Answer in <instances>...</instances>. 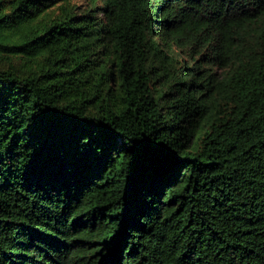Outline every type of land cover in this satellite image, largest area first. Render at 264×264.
<instances>
[{
  "label": "trees",
  "instance_id": "obj_1",
  "mask_svg": "<svg viewBox=\"0 0 264 264\" xmlns=\"http://www.w3.org/2000/svg\"><path fill=\"white\" fill-rule=\"evenodd\" d=\"M0 264H264V0H0Z\"/></svg>",
  "mask_w": 264,
  "mask_h": 264
},
{
  "label": "rangeland",
  "instance_id": "obj_2",
  "mask_svg": "<svg viewBox=\"0 0 264 264\" xmlns=\"http://www.w3.org/2000/svg\"><path fill=\"white\" fill-rule=\"evenodd\" d=\"M74 3L79 5L82 9H86L90 6L91 0H74Z\"/></svg>",
  "mask_w": 264,
  "mask_h": 264
}]
</instances>
